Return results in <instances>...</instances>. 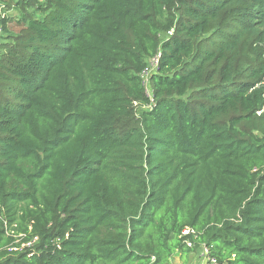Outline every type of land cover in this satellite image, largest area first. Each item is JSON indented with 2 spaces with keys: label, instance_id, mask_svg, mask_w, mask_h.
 <instances>
[{
  "label": "trees",
  "instance_id": "trees-1",
  "mask_svg": "<svg viewBox=\"0 0 264 264\" xmlns=\"http://www.w3.org/2000/svg\"><path fill=\"white\" fill-rule=\"evenodd\" d=\"M204 246L264 264V0H0V264Z\"/></svg>",
  "mask_w": 264,
  "mask_h": 264
},
{
  "label": "built area",
  "instance_id": "built-area-1",
  "mask_svg": "<svg viewBox=\"0 0 264 264\" xmlns=\"http://www.w3.org/2000/svg\"><path fill=\"white\" fill-rule=\"evenodd\" d=\"M159 59H160V53L155 55V57H153L150 61V64L148 66V68L146 69V71L144 72V77H145V80H147V76L156 71L157 68H158V65H159ZM190 235H193L194 237H197L198 235V232L191 228V227H185L183 230H182V233H181V236L183 237H186V236H190ZM35 241V240H34ZM33 241V242H34ZM33 242H29L27 243V245H31ZM186 243L188 246H192L193 245V242L190 240V239H187L186 240ZM202 253H200L202 259H203V262L205 264H218L216 258L214 257H211L210 254H209V250L207 247H203L202 250H201Z\"/></svg>",
  "mask_w": 264,
  "mask_h": 264
},
{
  "label": "rangeland",
  "instance_id": "rangeland-1",
  "mask_svg": "<svg viewBox=\"0 0 264 264\" xmlns=\"http://www.w3.org/2000/svg\"><path fill=\"white\" fill-rule=\"evenodd\" d=\"M9 14L11 16H17L18 12L13 10V9H11V10H9ZM146 83H147V80H146ZM200 253H202V252H200ZM194 257L198 258L197 254L194 255V254L180 253V254H177V255L174 256L173 264H191V262L194 260ZM203 264H205V263L203 262Z\"/></svg>",
  "mask_w": 264,
  "mask_h": 264
},
{
  "label": "crops",
  "instance_id": "crops-1",
  "mask_svg": "<svg viewBox=\"0 0 264 264\" xmlns=\"http://www.w3.org/2000/svg\"><path fill=\"white\" fill-rule=\"evenodd\" d=\"M188 254H194V252H189ZM198 258L197 257H194V260L191 262V264H203V259L202 257L200 256V254H197Z\"/></svg>",
  "mask_w": 264,
  "mask_h": 264
}]
</instances>
